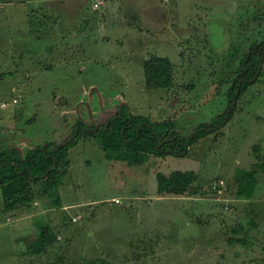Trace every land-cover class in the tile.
<instances>
[{"label":"rangeland","instance_id":"rangeland-1","mask_svg":"<svg viewBox=\"0 0 264 264\" xmlns=\"http://www.w3.org/2000/svg\"><path fill=\"white\" fill-rule=\"evenodd\" d=\"M12 1L0 0V149L20 152L58 141L79 116L102 120L119 103L151 120L171 117L186 134L225 109L236 57L264 38V0H242L246 7L234 0L241 9L232 0H161L171 14L154 13L158 24L171 26L166 33L131 18L125 30L122 3L116 32L92 25L93 43L83 56L84 39L65 50V30L51 39L43 15ZM132 3L136 19L152 5ZM78 28L73 34L80 36ZM101 34H117L123 44ZM151 53L172 61L171 87L145 85L142 62ZM261 68L263 82L249 85L232 117L186 155H151L129 165L104 158L97 142L80 138L47 195L40 182L29 201L11 208L0 195V264H264V166L251 196L235 194L242 170L264 161V63ZM172 169L194 170L191 188L158 195L155 173ZM40 223L56 238L31 253L27 244Z\"/></svg>","mask_w":264,"mask_h":264},{"label":"trees","instance_id":"trees-1","mask_svg":"<svg viewBox=\"0 0 264 264\" xmlns=\"http://www.w3.org/2000/svg\"><path fill=\"white\" fill-rule=\"evenodd\" d=\"M262 63L264 38L253 39L246 51L236 57L232 79L226 89L225 109L209 121L197 123L186 134L175 127L171 117L151 120L144 114L133 113L126 104L119 103L103 121H88L79 116L58 141L37 143L23 152L15 147L0 149V195L3 207L11 208L29 201L33 185L39 182L40 194L47 195L53 190L67 171L68 148L80 138L97 142L104 158L120 160L129 165L141 164L151 155H186L191 144L216 131L232 117L239 96L249 85L260 80L263 82ZM142 72L148 88H168L174 83L173 64L168 56L149 54L143 59ZM259 165L264 166V161L255 162L252 168L242 170L236 178V195L251 196L257 183L256 174L262 169ZM195 177L196 173L192 169H172L167 173L157 171L156 192L158 195H181L191 188ZM36 227L35 240L25 247L31 253L44 251L56 238L48 224L40 223Z\"/></svg>","mask_w":264,"mask_h":264},{"label":"crops","instance_id":"crops-1","mask_svg":"<svg viewBox=\"0 0 264 264\" xmlns=\"http://www.w3.org/2000/svg\"><path fill=\"white\" fill-rule=\"evenodd\" d=\"M11 1L12 0H10V2ZM21 1H23L21 2L22 6H24L25 8H28V11L29 10L32 11L29 13H34V10H36L35 11L36 13L44 16L45 22H43L42 24L46 26L45 32L48 33L50 36L53 33L56 34L64 30L66 31V33H68L67 37L64 38V40L68 42L67 44H64L65 50L70 47L75 48L72 45L74 43L73 39H78L77 37L84 39V41L82 40L84 49L80 50L83 56H85L86 54L85 49L87 45L88 44L91 45L93 43L91 42L92 40L91 37L95 35H93L94 33L92 32V25H95L93 26V28L96 31L97 30L102 31L104 28H106V29H109V31L116 32L115 28L119 27V24H121L120 23L121 21H120V18H118L117 12L120 8H122V3L127 4V6H125L127 9L125 10L126 14L123 15V18H124L123 23H125V27H124L125 30L127 29V26H129L126 21V19L128 18H131L132 20H134V22L138 20V22H136L137 24H139L140 26L145 24L146 28H149L151 30H153V28H156L154 30L163 32V29L165 28L164 33H166L171 28L169 24L168 25H162L160 23L158 24L157 23L158 20L156 18V16L158 15H155L154 13L156 11L157 14H159L160 16H165V18L168 14H171V11L169 10L167 11L166 9L170 5L167 3H164L163 2L164 0L163 1L148 0L150 3H152L150 8H153V9L149 8V10H147L148 11L147 15H143V17L141 18L138 17L137 19H136V16L132 14V12H130V9H129V6L133 4L132 0H102L100 2V5L97 7V9H93L92 7V2L94 0H90V1L89 0H21ZM232 2L233 4L235 2L234 6L237 9H241L236 6V1L232 0ZM240 3H241L240 5L241 7H246L245 1L240 0ZM199 6L201 5H193L194 11H197ZM205 6L208 8L210 7L209 5H205ZM201 7L203 8V6ZM25 14H26V11H25ZM77 26H79L80 28V33L78 32L80 36H78V34L76 35L73 34L75 33L76 31L75 29ZM182 26H184L183 28H187V26H185L184 23H182ZM81 33H83L84 36ZM89 34H91V36H88ZM101 35H105L106 37L107 36L112 37L111 39L113 40H110V42H115L121 45L123 44L124 39L121 38L117 34H112L113 36L108 35V34H101ZM51 39H52V36H51ZM117 39L119 40L116 41ZM127 42L129 44L128 39H127ZM57 50L60 52L61 48ZM110 51H113V50H110ZM59 52H56V54H59ZM93 53L94 52L92 51L91 55Z\"/></svg>","mask_w":264,"mask_h":264},{"label":"built area","instance_id":"built-area-1","mask_svg":"<svg viewBox=\"0 0 264 264\" xmlns=\"http://www.w3.org/2000/svg\"><path fill=\"white\" fill-rule=\"evenodd\" d=\"M101 1H102V0H95V1L93 2V7H98ZM4 104H6V103H5V102H2V103H1L2 106H3ZM114 201H117V199H114Z\"/></svg>","mask_w":264,"mask_h":264},{"label":"flooded vegetation","instance_id":"flooded-vegetation-1","mask_svg":"<svg viewBox=\"0 0 264 264\" xmlns=\"http://www.w3.org/2000/svg\"><path fill=\"white\" fill-rule=\"evenodd\" d=\"M107 118V117H106ZM106 118L102 119L101 121L105 120ZM16 148V147H15Z\"/></svg>","mask_w":264,"mask_h":264},{"label":"water","instance_id":"water-1","mask_svg":"<svg viewBox=\"0 0 264 264\" xmlns=\"http://www.w3.org/2000/svg\"><path fill=\"white\" fill-rule=\"evenodd\" d=\"M18 149V148H17Z\"/></svg>","mask_w":264,"mask_h":264}]
</instances>
